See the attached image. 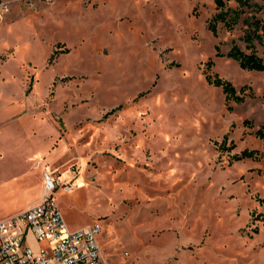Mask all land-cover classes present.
<instances>
[{
	"label": "rangeland",
	"instance_id": "374dc122",
	"mask_svg": "<svg viewBox=\"0 0 264 264\" xmlns=\"http://www.w3.org/2000/svg\"><path fill=\"white\" fill-rule=\"evenodd\" d=\"M239 5L214 36V0L15 2L0 86L10 72L36 102L5 125L22 139L0 140V217L40 200L51 172L73 186L53 193L68 229L98 223L107 264H264V73L225 55L264 56V0ZM244 149L257 159L234 160Z\"/></svg>",
	"mask_w": 264,
	"mask_h": 264
},
{
	"label": "built area",
	"instance_id": "2783aa9c",
	"mask_svg": "<svg viewBox=\"0 0 264 264\" xmlns=\"http://www.w3.org/2000/svg\"><path fill=\"white\" fill-rule=\"evenodd\" d=\"M22 1L29 0H0V22L13 3ZM42 185L39 201L0 219V264H107L98 242L101 226L69 230L53 200L56 189L70 192L73 186L51 172L43 173Z\"/></svg>",
	"mask_w": 264,
	"mask_h": 264
},
{
	"label": "trees",
	"instance_id": "16d2710c",
	"mask_svg": "<svg viewBox=\"0 0 264 264\" xmlns=\"http://www.w3.org/2000/svg\"><path fill=\"white\" fill-rule=\"evenodd\" d=\"M237 3H239V7L248 4L249 0H235ZM216 9L218 12H216L213 17L208 21L207 29L212 33V35L217 34V25L219 23H222L224 26H226L228 29L232 28L235 24H237L239 17H240V11L239 9H229L226 8V0H214ZM255 30H261L262 34H264V24L256 23ZM255 30L252 32L248 31L244 35V42L246 43V48L250 49L251 42L257 38L260 39V35H258ZM216 56H222L223 54L218 51V46H216ZM227 57H231L235 59L239 67L241 69L245 70H254L264 73V56L260 57L258 56L252 49H250L248 52L243 51L238 46H236L234 43L230 47L229 51L225 54ZM212 65V61L209 60L207 62V70L210 69ZM206 81L215 86L221 88L223 94L225 95V100L227 103L234 101L239 102L243 100V96L239 95L240 93H243L244 87L241 88L239 91L236 90V88L233 86L232 83L229 81H226L222 78H220L216 74H211L206 72L205 75ZM264 96V94H263ZM231 109V106H228V110ZM256 136L260 138H264V132L261 128H259L256 131ZM224 143H225V137L220 145L221 149H224ZM255 151L244 149L239 154L233 156V159L243 160V159H257L258 155L255 154Z\"/></svg>",
	"mask_w": 264,
	"mask_h": 264
},
{
	"label": "crops",
	"instance_id": "0c3cea01",
	"mask_svg": "<svg viewBox=\"0 0 264 264\" xmlns=\"http://www.w3.org/2000/svg\"><path fill=\"white\" fill-rule=\"evenodd\" d=\"M13 5L14 3L11 5V8L13 7ZM11 8H10V11H11ZM9 74L11 75V78H9L8 81H6V83L8 82V84L0 86V140L1 141L2 140L4 141L7 138L18 139V140L22 139V133L16 130H13V131L7 130L5 129L6 127L5 125L12 118H17L20 114H23L25 112V109H28L29 105L33 106L34 102H36L32 100L30 97L29 98L26 97V94L24 93L22 87L20 86L19 79L14 78L12 73L9 72ZM48 81H49V78H48ZM37 151L38 149L32 151L30 155L35 154ZM41 181H42V177H41ZM18 212L0 217V219L12 216Z\"/></svg>",
	"mask_w": 264,
	"mask_h": 264
},
{
	"label": "bare ground",
	"instance_id": "6f19581e",
	"mask_svg": "<svg viewBox=\"0 0 264 264\" xmlns=\"http://www.w3.org/2000/svg\"><path fill=\"white\" fill-rule=\"evenodd\" d=\"M71 192V191H70Z\"/></svg>",
	"mask_w": 264,
	"mask_h": 264
}]
</instances>
